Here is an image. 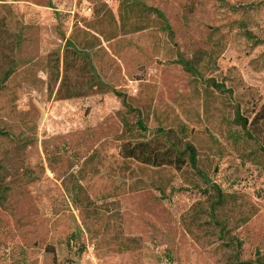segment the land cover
Instances as JSON below:
<instances>
[{
  "label": "rangeland",
  "instance_id": "374dc122",
  "mask_svg": "<svg viewBox=\"0 0 264 264\" xmlns=\"http://www.w3.org/2000/svg\"><path fill=\"white\" fill-rule=\"evenodd\" d=\"M262 102L264 0H0V264L264 255Z\"/></svg>",
  "mask_w": 264,
  "mask_h": 264
},
{
  "label": "trees",
  "instance_id": "16d2710c",
  "mask_svg": "<svg viewBox=\"0 0 264 264\" xmlns=\"http://www.w3.org/2000/svg\"><path fill=\"white\" fill-rule=\"evenodd\" d=\"M152 10L158 13L157 9L152 8ZM185 64H186V62H185ZM8 75H9V72H5L4 77H7ZM212 84L215 87H219V88L223 87L222 83H216L214 80H212ZM116 94H119V92L116 91ZM234 118H235V121L242 127V129L246 131V133H248L250 136H253L252 133L249 131L250 127L258 129V130H259V128H262V130H264V102H262L258 111H256L254 113L251 120H249L248 117L241 115L239 107L235 111V117ZM138 125L140 127L144 128V125L139 120H138ZM262 132H264V131H262ZM258 134H260V133H258ZM261 134H264V133H261ZM262 136H264V135H262ZM185 150L188 152V157H189L190 163L193 166H195L196 160H195V149H194V147L192 145H190L189 143H187ZM261 258H264V255H261L258 251V252H256V258L255 259L238 261L237 264H264V261H262Z\"/></svg>",
  "mask_w": 264,
  "mask_h": 264
}]
</instances>
